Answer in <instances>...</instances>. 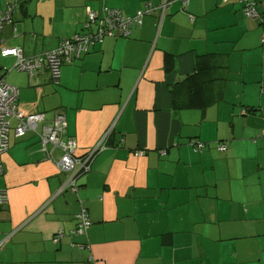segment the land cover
Returning a JSON list of instances; mask_svg holds the SVG:
<instances>
[{
	"label": "crops",
	"instance_id": "obj_1",
	"mask_svg": "<svg viewBox=\"0 0 264 264\" xmlns=\"http://www.w3.org/2000/svg\"><path fill=\"white\" fill-rule=\"evenodd\" d=\"M16 1L0 46L25 56L84 32L88 8L144 15L127 37L105 36L63 63L58 84L44 67L1 71L21 111L64 115L78 155L101 137L104 148L74 191L55 163L61 151L42 149L41 126L17 136L12 123L0 264H264V0L253 18L243 0ZM203 55L221 67L191 106L181 81ZM14 60L0 56V70ZM81 209L92 224L73 233Z\"/></svg>",
	"mask_w": 264,
	"mask_h": 264
},
{
	"label": "built area",
	"instance_id": "obj_2",
	"mask_svg": "<svg viewBox=\"0 0 264 264\" xmlns=\"http://www.w3.org/2000/svg\"><path fill=\"white\" fill-rule=\"evenodd\" d=\"M244 12L247 17L253 18L258 15L257 2L254 0H243ZM160 19L162 18L164 5L160 6ZM144 10L139 9L134 15H124L117 8H104L101 10L87 9V22L85 31L76 33L71 38L62 39L59 41L56 48L41 54H33L25 56L22 54L19 47H1L0 56H14L13 64L8 68L4 66L0 70V173L2 171L1 155L8 148V133L11 128L12 121H15L14 131L16 135H22L26 130L34 129L39 122L44 121L43 113L24 114L16 104L18 90L16 87L8 84L3 79L1 71L10 69L26 71L30 76L37 69L44 67L48 71L50 80L53 84L59 83L60 68L63 63L71 61L73 58L79 57L81 52H86L88 47L93 45L95 41H101L105 36H120L127 37L130 34L132 25H141ZM12 19L10 14V4L5 5L0 9V31L9 24ZM261 92L264 94V82L261 84ZM66 126L65 117L62 113H57L50 123H46L41 129V144L42 149L47 153L46 144L50 143L53 148H59L62 156L57 161V167L61 172L66 174V179L63 186H68L76 191L78 185L76 183L77 176L89 169V154L100 148H104V137L95 144V146L87 152L84 157H75L76 142L73 139L62 138ZM203 144L197 143L199 148ZM220 150H224L223 145H219ZM140 153V152H137ZM164 154V153H161ZM7 201L5 190H0V204ZM78 220L77 227L72 232L85 233L91 225L85 209H81L76 215ZM60 234H58V237ZM58 241L57 237L52 239V242ZM79 247H88L87 244H79ZM93 260L88 258L86 264H93Z\"/></svg>",
	"mask_w": 264,
	"mask_h": 264
},
{
	"label": "trees",
	"instance_id": "obj_3",
	"mask_svg": "<svg viewBox=\"0 0 264 264\" xmlns=\"http://www.w3.org/2000/svg\"><path fill=\"white\" fill-rule=\"evenodd\" d=\"M13 2V1H16V0H6L5 2ZM17 2V1H16ZM12 16V15H11ZM3 29V28H2ZM2 31V30H1ZM0 31V32H1ZM202 57V62H199L200 58ZM206 57V55H203V56H200L199 57V60L197 62V67L195 69V72L194 73H191V74H188L182 81L181 83L184 84V86L186 87V94H187V97H188V104H190L191 106H197V105H202L204 103V99H206V83L209 79H213L212 77V73L215 70H218L219 67H221V65H216L215 64H212L211 66L210 65H204V58ZM218 58V56H217ZM222 59V58H220ZM172 56L170 53H165L164 55V66H165V70H169L171 67H172ZM217 60V59H216ZM217 62V61H216ZM207 79V80H206ZM224 78L221 79V81L223 80ZM221 93V90H217L216 88H214L213 90V94H217L219 95ZM17 100V98H16ZM17 104V102H16ZM18 107V105H17ZM20 110V109H19ZM23 112V111H22ZM24 113V112H23ZM39 113V112H38ZM60 113V112H59ZM26 114V113H24ZM27 114H31V113H27ZM44 114V113H43ZM56 114H54V116L50 119V121H46L45 120V117H44V121L43 122H39L36 127L34 129H29V130H36L38 128V126L40 125L41 127L39 128V132H38V135L40 136L41 134V129H42V126L46 123H50L54 117H55ZM15 122V121H12V123ZM12 125V124H11ZM11 129V128H10ZM65 130H66V126H65V129H64V132L62 133V138L64 139H68L69 137H65L64 133H65ZM10 131V130H9ZM28 131V130H26ZM25 131V132H26ZM24 132V133H25ZM24 133L22 135H17V136H23ZM9 134V133H8ZM69 139H73L72 137L69 138ZM74 140V139H73ZM40 141H41V136H40ZM76 142V141H75ZM46 145H50L51 148L52 145L50 143H47ZM42 146V144H41ZM77 142H76V149H75V152H74V156L75 157H84L85 155H87V152L84 153V154H81V155H78L76 153L77 151ZM56 149H59V148H56ZM92 148H90L89 150H91ZM60 150V149H59ZM61 151V150H60ZM97 151V150H96ZM92 152V154H89V159L88 161L90 160L91 156H93V154H95V152ZM61 156H62V152H61ZM61 156L59 157V159H57L55 161L56 163V166H57V161L60 160ZM89 163V162H88ZM58 169V167H57ZM59 170V169H58ZM60 171V170H59ZM2 172V171H1ZM1 174V173H0ZM86 211V210H85ZM91 221V220H90ZM92 224V222H91ZM91 226V225H90ZM89 226V227H90ZM85 248V247H83Z\"/></svg>",
	"mask_w": 264,
	"mask_h": 264
},
{
	"label": "water",
	"instance_id": "obj_4",
	"mask_svg": "<svg viewBox=\"0 0 264 264\" xmlns=\"http://www.w3.org/2000/svg\"><path fill=\"white\" fill-rule=\"evenodd\" d=\"M7 4H10V14L12 15V8L14 7V6H16V5H18V2H16V1H13V2H9V1H7V2H5V5H7ZM165 2H164V7H165ZM4 5V6H5ZM94 152V151H93Z\"/></svg>",
	"mask_w": 264,
	"mask_h": 264
},
{
	"label": "rangeland",
	"instance_id": "obj_5",
	"mask_svg": "<svg viewBox=\"0 0 264 264\" xmlns=\"http://www.w3.org/2000/svg\"><path fill=\"white\" fill-rule=\"evenodd\" d=\"M88 252H89V250H88Z\"/></svg>",
	"mask_w": 264,
	"mask_h": 264
}]
</instances>
